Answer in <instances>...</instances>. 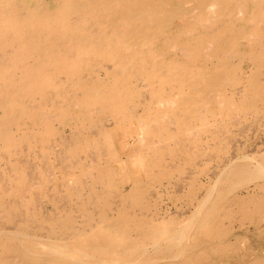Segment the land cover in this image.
<instances>
[{"label": "bare ground", "instance_id": "bare-ground-1", "mask_svg": "<svg viewBox=\"0 0 264 264\" xmlns=\"http://www.w3.org/2000/svg\"><path fill=\"white\" fill-rule=\"evenodd\" d=\"M254 124L264 0H0V264H264Z\"/></svg>", "mask_w": 264, "mask_h": 264}, {"label": "rangeland", "instance_id": "rangeland-1", "mask_svg": "<svg viewBox=\"0 0 264 264\" xmlns=\"http://www.w3.org/2000/svg\"><path fill=\"white\" fill-rule=\"evenodd\" d=\"M176 23L178 22V20L175 21ZM242 68L243 70H247L248 67H249V63L246 62V61H243L242 62ZM255 126V127H254ZM252 127V128H251ZM126 130L128 133H131L130 131L132 130V127L129 125V123L127 122L126 123ZM244 128V129H243ZM242 130H239V131H236L235 132V138H238V139H246L248 141V138L249 137H252L254 135V138H251V143L254 144L256 143L255 141L257 140L258 141H263L264 140V126L260 125V124H257V126L254 124V125H251L249 127H243ZM116 129H119V126L118 128ZM115 129V132L117 133L116 136L117 138H121L122 137V134H124L123 132H126L125 129H123L121 131V134L119 133V131L117 132V130ZM238 132V133H237ZM248 132V133H247ZM251 132V133H250ZM242 133V135H241ZM249 134H251L249 136ZM244 137V138H243ZM257 137V138H256ZM116 138V137H115ZM129 138L126 139L125 143L127 145V143L129 144ZM118 140V139H117ZM119 141V140H118ZM133 141H130V144L132 143ZM249 142V141H248ZM116 145H119V143H117ZM130 145H128V148H129ZM249 148H251V146H249ZM52 159H50V162H51ZM41 163V162H40ZM214 164V165H213ZM218 164V161L217 159H213L211 161V164H210V172H214L217 170V165ZM114 166H117V163H113ZM54 167H57V164L55 163L54 164ZM213 169V170H212ZM116 176V177H115ZM114 176V179L115 181L118 183L120 182V175L118 174H115ZM203 178V177H202ZM120 179V180H119ZM242 188V189H241ZM246 189H247V186H240L238 189H236L237 193H241V194H244L246 192ZM244 190V191H243ZM160 191V192H159ZM152 192V193H151ZM154 192V193H153ZM244 192V193H243ZM151 197L155 198L157 200V213L159 215H161V213L164 211L163 209L166 208V206L170 207V209H174V206H173V203L175 202V197L170 195L169 192H166V190L163 189V192H162V189L159 188V187H154L152 188V190L150 191L149 193ZM156 196H154V195ZM162 194V195H161ZM174 198V199H173ZM163 199V200H162ZM171 200V201H170ZM170 201V202H169ZM165 202V203H163ZM167 202V203H166ZM171 203V204H168ZM166 204V205H165ZM172 206V207H171ZM48 208V207H47ZM264 220L260 221V222H263ZM239 234L243 237V240L245 243H247L248 245L251 244L253 245L254 247L256 248H259V249H262L264 247V237H260V236H252V234L248 233V231H246L245 229H239L237 230L234 235L231 234L229 235L230 239H233L235 237H238ZM228 237V238H229ZM226 254V253H225ZM224 254V255H225ZM237 256H235L234 254L230 257H226L224 259H217V261L215 259H213L214 262H217L216 264H235V259H236ZM248 259V257H247ZM212 264H215L213 263ZM227 261V262H226Z\"/></svg>", "mask_w": 264, "mask_h": 264}]
</instances>
